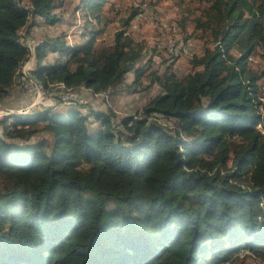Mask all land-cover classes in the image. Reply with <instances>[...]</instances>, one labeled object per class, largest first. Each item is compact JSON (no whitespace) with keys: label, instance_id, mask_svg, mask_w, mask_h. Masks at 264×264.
Here are the masks:
<instances>
[{"label":"trees","instance_id":"1","mask_svg":"<svg viewBox=\"0 0 264 264\" xmlns=\"http://www.w3.org/2000/svg\"><path fill=\"white\" fill-rule=\"evenodd\" d=\"M65 1L0 0V104L29 78L105 101L143 90L147 46L123 29L101 48L99 31L75 45L47 38L36 45L35 69L22 72L31 56L22 32L39 19L57 24ZM105 2L85 0V15L101 22ZM201 9L194 31L213 47L192 57L183 78L172 65L151 72L161 92L140 117L116 125L112 108L61 99L58 106L74 107L3 116L0 264L264 261V68L252 66L264 51V0H210Z\"/></svg>","mask_w":264,"mask_h":264},{"label":"rangeland","instance_id":"2","mask_svg":"<svg viewBox=\"0 0 264 264\" xmlns=\"http://www.w3.org/2000/svg\"><path fill=\"white\" fill-rule=\"evenodd\" d=\"M209 1L106 0L103 10L104 18L98 23L93 14L85 15L83 10L85 0H66L65 5L61 9L56 10L61 18L57 24L48 26L44 23V20L39 19L38 28H33L29 35L27 29L22 32V37L25 41H29L31 50V56L24 65L25 68L23 67L22 72L28 73L35 69L36 61L34 55L36 45L47 38L65 35L66 42L69 45H75L81 44L85 41V38H89L91 31H99L102 33L98 36L96 46L101 48L103 45H109L113 42L118 30H126L127 34H130L137 42L145 43L144 45L147 46L145 60L142 65L149 63L150 66L146 69L145 76L142 79L143 85L139 86V90H143L136 94L124 92L117 97L106 98L107 102L103 99L104 94L91 96L87 94L90 91L83 88L85 97L83 98L84 102H81V104L89 105L96 112L103 113H108L112 108L114 111L112 115L116 125L125 117H140L150 99L161 92V87L158 84L151 83L149 78L151 72L163 75L172 65V71H176L183 78L193 71L191 65L192 57L201 55L207 47H213V45L207 43L210 37L202 38L201 31H194V19L202 13L203 10L201 8L207 6ZM26 7L30 6L27 5ZM136 9L139 11L144 10L145 12H140L133 22V27L126 29L124 22ZM184 19H187L186 32L182 26ZM177 26L179 29L176 28ZM85 31L86 36L84 37L82 34ZM187 37L189 42H185ZM190 45H194V47ZM180 48H183L187 53L176 60L175 53L180 51ZM259 51L253 57L252 66L260 64L264 68V56H262L264 51L262 49ZM58 58L59 54L57 52L50 51L48 53V63H55ZM32 80L35 81V79L29 78L28 82H20L18 87L16 86L12 90L9 98L3 104H0V120L4 115H12L14 113L24 116L30 113L32 109L36 110L44 106L58 107L62 112L74 107L73 105L58 106L54 98H59L61 92L57 93L55 90L53 92L48 91L46 97L43 96L42 100H37V104H34L35 100L33 102L32 100L30 101V98L27 97L28 93H26V88ZM133 80L134 75L129 74L127 82H132ZM69 94L77 95L73 93V90ZM83 111L87 114L90 109H83ZM0 132H2L1 125ZM235 264H264V261L251 256L246 259L241 258Z\"/></svg>","mask_w":264,"mask_h":264},{"label":"built area","instance_id":"3","mask_svg":"<svg viewBox=\"0 0 264 264\" xmlns=\"http://www.w3.org/2000/svg\"><path fill=\"white\" fill-rule=\"evenodd\" d=\"M191 47H194V45H191ZM29 74H30V72L25 73L26 76H29ZM22 85H24V83H22ZM26 91H27L26 93H28V94L35 95V98L36 99H35V103L34 104H37L36 103L37 100H42L44 98V97H40L38 89L34 88V81L33 80L27 86ZM54 99L56 100L55 103L58 102L57 99H61V100H71V101L77 102V103L84 102L83 97H80L78 95H64V94H61L59 98H54ZM262 100H263V97H262ZM34 104H33V106H34Z\"/></svg>","mask_w":264,"mask_h":264},{"label":"bare ground","instance_id":"4","mask_svg":"<svg viewBox=\"0 0 264 264\" xmlns=\"http://www.w3.org/2000/svg\"><path fill=\"white\" fill-rule=\"evenodd\" d=\"M31 46V45H30ZM191 46V45H190ZM33 51V50H32ZM25 68V67H24ZM24 74L26 73V72H23ZM44 85H43V83H41V82H39V81H37V80H35L34 81V88H36V89H38V91H39V95H40V97H46V95H47V92H48V90H46V89H44V87H43ZM21 87H22V85H21ZM24 88V87H23ZM60 88H63L62 86L60 87ZM65 89V88H64ZM70 92H72V90H70V89H66V91L65 92H61V94H64V95H70L69 93ZM261 100H262V97H261ZM263 100H264V96H263ZM262 102V101H261ZM259 126H261V125H259Z\"/></svg>","mask_w":264,"mask_h":264},{"label":"water","instance_id":"5","mask_svg":"<svg viewBox=\"0 0 264 264\" xmlns=\"http://www.w3.org/2000/svg\"><path fill=\"white\" fill-rule=\"evenodd\" d=\"M12 115H17V114L12 113Z\"/></svg>","mask_w":264,"mask_h":264},{"label":"crops","instance_id":"6","mask_svg":"<svg viewBox=\"0 0 264 264\" xmlns=\"http://www.w3.org/2000/svg\"><path fill=\"white\" fill-rule=\"evenodd\" d=\"M36 28H38V26Z\"/></svg>","mask_w":264,"mask_h":264}]
</instances>
